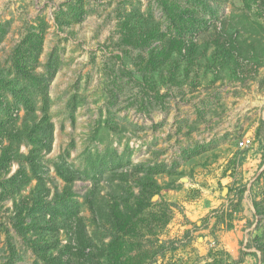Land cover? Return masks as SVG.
I'll list each match as a JSON object with an SVG mask.
<instances>
[{
	"label": "rangeland",
	"instance_id": "rangeland-1",
	"mask_svg": "<svg viewBox=\"0 0 264 264\" xmlns=\"http://www.w3.org/2000/svg\"><path fill=\"white\" fill-rule=\"evenodd\" d=\"M0 101V264H264V0H0Z\"/></svg>",
	"mask_w": 264,
	"mask_h": 264
},
{
	"label": "trees",
	"instance_id": "trees-1",
	"mask_svg": "<svg viewBox=\"0 0 264 264\" xmlns=\"http://www.w3.org/2000/svg\"><path fill=\"white\" fill-rule=\"evenodd\" d=\"M153 30L150 31V35L153 36ZM22 51L20 49H18L15 54V60L17 62L16 64V73L20 76V78L22 79V81H25L26 83H31V84H35L38 83L39 86L44 87L45 85H47V78H44V76L41 77H36L33 76V74H31L30 69H28L25 66V63L23 62L22 59ZM53 73L50 74V77L52 76ZM13 90V89H12ZM27 91V87H19L18 90L14 91V98L18 101H22L25 107L26 112H31L32 114L34 113L35 109L31 107V105L33 104V95L31 94H26ZM2 103V101H0ZM11 107V104H9V108ZM34 125H31L32 127H29L25 133H23V130H15V129H10L8 131H3V123H1L0 121V141H2V138H6V140L8 141V144L3 146L1 149V155H0V170H5L6 166L8 165L9 161L12 159L11 157V147L14 144V142L18 141V140H22V138H27L30 142H34V143H39L42 144L41 141H44L43 139L46 138V134L48 133V130H46V128L43 127L42 123H38L35 122L33 123ZM48 128V127H47ZM47 131V133H46ZM35 157H31L30 161H34ZM25 178V173L19 169L15 174H13L10 178L7 179L8 183L11 184L14 188V186L17 185V181L19 180H23ZM66 179L68 177H65ZM34 206L36 208H50V210H52L53 208L55 209L54 206L56 205H52V204H45V202L42 199H37L34 203ZM60 211H57L58 214L60 215H65V216H72V217H76L77 216V209L75 208V206L73 207L72 205L68 204L67 202L62 203V205H60ZM117 225H119V228H121V230H127L128 232L132 231V227H131V221H125V222H119V219L117 221ZM120 251L118 255H114L115 257H113V259H118L120 257H123V255H120Z\"/></svg>",
	"mask_w": 264,
	"mask_h": 264
},
{
	"label": "built area",
	"instance_id": "built-area-1",
	"mask_svg": "<svg viewBox=\"0 0 264 264\" xmlns=\"http://www.w3.org/2000/svg\"><path fill=\"white\" fill-rule=\"evenodd\" d=\"M246 142H248V140H247ZM246 142L241 141V142H240V146H246V144H247Z\"/></svg>",
	"mask_w": 264,
	"mask_h": 264
}]
</instances>
